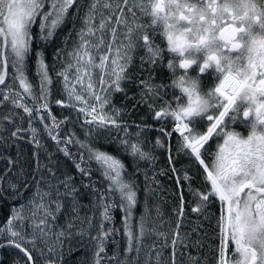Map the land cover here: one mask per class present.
Instances as JSON below:
<instances>
[{
  "label": "flooded vegetation",
  "instance_id": "obj_1",
  "mask_svg": "<svg viewBox=\"0 0 264 264\" xmlns=\"http://www.w3.org/2000/svg\"><path fill=\"white\" fill-rule=\"evenodd\" d=\"M137 1L147 6L146 47L132 35L128 44L114 37L134 54L135 76L124 78L135 88L124 82L111 99L140 102L139 130L156 134L148 141L158 144L164 177H173L175 199L165 212L170 264H264V0H65L63 16L73 28L84 6L111 4L115 30L126 2ZM223 80L225 90L236 87L233 96ZM198 166L225 198L211 181L203 199ZM11 243L18 244L0 237V264H10L12 250L16 264L40 263Z\"/></svg>",
  "mask_w": 264,
  "mask_h": 264
},
{
  "label": "rangeland",
  "instance_id": "obj_2",
  "mask_svg": "<svg viewBox=\"0 0 264 264\" xmlns=\"http://www.w3.org/2000/svg\"><path fill=\"white\" fill-rule=\"evenodd\" d=\"M48 1L0 0V104L11 100L23 110L30 111L23 101L24 91L30 90V86L19 72L28 43V27L38 16L47 37L50 35L51 38L58 27L51 71L58 81L60 95L64 97L61 105L75 115L79 114L92 130L111 128L115 133L114 143L133 156L136 170L146 180L148 209L133 232L135 253L119 264H167L162 260L165 251L161 245L166 243V204L175 196L172 185L160 169L156 153L158 144L152 146L148 141L152 133H143L142 136L137 123L119 121L126 116L125 103L117 104L111 99L119 86L128 82L125 73L133 74L135 69L131 47L123 45L122 49L119 42L116 46L114 41L117 38L114 37L121 33V43L128 44L132 35L138 38L139 47H146L143 36L147 29L144 26L147 6L143 1L126 2L115 30L114 22L111 24L108 19L111 4L84 6L87 7L86 16L71 28L62 20L66 13L65 0H51V7L47 5ZM123 4H118L119 10ZM115 16L116 19L117 14ZM126 16L127 21L123 20ZM104 30L110 36L107 43H104ZM144 71L148 73V69L144 68ZM48 83H44L46 89H49ZM132 126L136 127V132L127 128ZM29 137L41 147L36 159L35 182L32 188L16 195L17 203L11 205L10 216L0 227V237L6 236L8 240L13 239L18 245L25 246L40 261L46 258L44 263L60 264L61 257L73 246L84 243L90 249L94 248L92 225L96 212L94 205L89 203L92 201L84 200L79 188L73 184L68 169L59 162L61 158L41 141L36 127ZM13 175L8 177L7 188L16 193L20 184ZM131 196L130 193L129 201Z\"/></svg>",
  "mask_w": 264,
  "mask_h": 264
},
{
  "label": "trees",
  "instance_id": "obj_3",
  "mask_svg": "<svg viewBox=\"0 0 264 264\" xmlns=\"http://www.w3.org/2000/svg\"><path fill=\"white\" fill-rule=\"evenodd\" d=\"M62 20L65 25L64 16ZM32 23L28 27L24 62L19 69L25 83L30 86V90L24 91L30 111L23 110L11 100L0 104V225L10 216L11 205L17 203L16 195L34 185L36 159L41 147L29 135L36 127L41 141L61 158L59 162L68 169L73 184L79 188L84 200L92 201L89 203L94 205L96 212L92 225L95 233L94 248L90 249L84 243L73 246L61 257L60 264H119L135 253L136 240L133 232L145 209H148L146 180L136 170L137 164L133 156L114 143L115 133L111 128L92 130V126L84 123L79 114L75 115L71 109L61 105L60 101L64 97L60 95L58 81L51 71L58 27H55L54 30L57 31H53L50 38V35H46V29L40 27L39 16ZM134 73L135 71L128 74V77L134 78ZM132 81L126 82V89L134 90L135 83ZM44 83L49 84V89L45 88ZM139 103L132 99L126 101L124 109L128 112L118 120L139 124L137 120L144 113ZM127 128L131 132L137 130L134 126ZM138 132L144 136V132ZM180 165L187 167L185 163ZM198 169L200 194L205 199L203 193L206 192V187L214 185L200 166ZM10 174H15L13 176L20 184L16 193L7 188ZM165 178L172 185L173 177L167 173ZM130 193L131 201L128 197ZM174 199L175 196L173 201ZM168 206L166 204L167 209ZM214 209L216 208H203V217L207 218V211L210 210L212 214ZM161 248L165 251L162 260L170 264L167 243L161 245ZM177 249L181 252L179 245ZM15 252H9L10 264H16L19 260L18 253ZM45 259L42 258L39 264H44Z\"/></svg>",
  "mask_w": 264,
  "mask_h": 264
},
{
  "label": "bare ground",
  "instance_id": "obj_4",
  "mask_svg": "<svg viewBox=\"0 0 264 264\" xmlns=\"http://www.w3.org/2000/svg\"><path fill=\"white\" fill-rule=\"evenodd\" d=\"M224 83H225V80H223L222 83H221V85H222L224 91H226V92L228 91L227 93H229L230 95H232V94H233V90H234L236 87H235V86H232L231 88L228 87V89H229V88H230V89H229V90H225V86H227V85H225ZM232 96H233V95H232ZM11 244L17 246V248H20V247H19L20 244H19V245H18V244H14V243H11ZM20 246H22V245H20ZM22 247H24V246H22ZM44 264H50V263H44Z\"/></svg>",
  "mask_w": 264,
  "mask_h": 264
},
{
  "label": "water",
  "instance_id": "obj_5",
  "mask_svg": "<svg viewBox=\"0 0 264 264\" xmlns=\"http://www.w3.org/2000/svg\"><path fill=\"white\" fill-rule=\"evenodd\" d=\"M19 247H20V249L23 251V253H24L26 256H29V253H28V251H27L25 248H23V247L20 246V245H19Z\"/></svg>",
  "mask_w": 264,
  "mask_h": 264
}]
</instances>
